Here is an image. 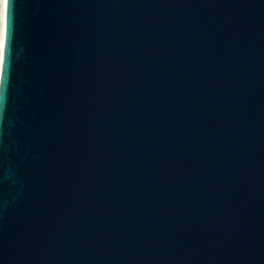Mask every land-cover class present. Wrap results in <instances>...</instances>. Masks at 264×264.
I'll use <instances>...</instances> for the list:
<instances>
[{"label": "water", "instance_id": "obj_1", "mask_svg": "<svg viewBox=\"0 0 264 264\" xmlns=\"http://www.w3.org/2000/svg\"><path fill=\"white\" fill-rule=\"evenodd\" d=\"M0 264H264V0H7Z\"/></svg>", "mask_w": 264, "mask_h": 264}, {"label": "bare ground", "instance_id": "obj_2", "mask_svg": "<svg viewBox=\"0 0 264 264\" xmlns=\"http://www.w3.org/2000/svg\"><path fill=\"white\" fill-rule=\"evenodd\" d=\"M5 7L6 0H0V59L2 55V46L5 32Z\"/></svg>", "mask_w": 264, "mask_h": 264}, {"label": "snow or ice", "instance_id": "obj_3", "mask_svg": "<svg viewBox=\"0 0 264 264\" xmlns=\"http://www.w3.org/2000/svg\"><path fill=\"white\" fill-rule=\"evenodd\" d=\"M6 3H7V0H6ZM6 36H7V27H6Z\"/></svg>", "mask_w": 264, "mask_h": 264}]
</instances>
